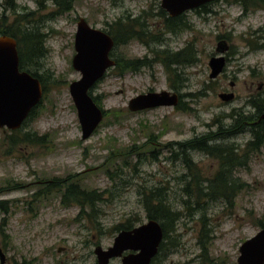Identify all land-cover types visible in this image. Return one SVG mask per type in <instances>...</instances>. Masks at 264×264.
<instances>
[{
    "label": "rangeland",
    "instance_id": "obj_1",
    "mask_svg": "<svg viewBox=\"0 0 264 264\" xmlns=\"http://www.w3.org/2000/svg\"><path fill=\"white\" fill-rule=\"evenodd\" d=\"M68 2L70 9L58 13L59 6L50 0H0L1 23L2 16L9 24L20 15L24 27L37 26L45 34V52L32 67L42 78L43 96L20 130L46 139L41 144L11 145L12 131L0 127V247L6 255L4 264H97L94 248L112 244L117 224L130 220L137 226L147 221L141 194L152 187L165 188L180 217L151 264L236 263L240 244L260 229L258 221L264 222V144L244 167L234 171L233 179L243 186L232 205L220 199H201L198 205L194 198L188 205L184 202L187 196L182 188L191 180L189 175L198 173L201 179H208L218 170V161L191 150L189 159L197 170H188L179 147L195 137L218 135L212 143L241 149L251 138L249 129H233L231 135L226 132L243 127L244 115L253 118L243 120L244 126L260 123L254 105L263 108L260 114L264 115V7L243 11L239 5L220 1L211 5L212 12L191 15L192 31H170L160 15L155 17L160 0ZM145 14L148 34L139 33L146 27L135 23L132 32L140 40L130 39L111 50L116 65L117 61H137L136 70L120 73V67H111L94 85L91 94L104 117L93 133L82 139L68 88L81 77L72 67L76 22L83 17L90 25L109 30L117 21L127 22L130 15ZM218 36L228 37L232 55L223 71L210 79L208 60L220 55L216 51ZM189 42L196 60L167 67L168 54ZM161 90L178 93L179 107L128 109V101L135 95ZM230 91L233 99L218 97L220 92ZM146 143L160 152L157 160H143L150 153L144 150H148L146 146L125 157L128 165H123L120 150H135ZM69 177L88 190L104 192L96 218L79 217V207L63 206L57 192L39 202L33 197L42 182H62ZM110 264L122 263L114 258Z\"/></svg>",
    "mask_w": 264,
    "mask_h": 264
},
{
    "label": "water",
    "instance_id": "obj_2",
    "mask_svg": "<svg viewBox=\"0 0 264 264\" xmlns=\"http://www.w3.org/2000/svg\"><path fill=\"white\" fill-rule=\"evenodd\" d=\"M209 0H161V6L170 15H176ZM113 38L105 31L90 27L83 17L76 23L72 67L81 77L69 83V93L77 111L82 139L88 138L100 124L104 111L96 103L91 89L114 67L110 56L114 47ZM225 43L219 42L217 51L222 52ZM223 46V47H222ZM225 57L220 54L208 60L209 78H216L223 70ZM43 96V87L37 77L22 70L19 65L18 44L7 34H0V127L18 129L37 106ZM223 101L233 99L234 93L220 92ZM179 94L174 91H147L130 98L128 109L141 111L161 106H177ZM163 230L157 220L149 219L130 229L120 230L107 249L100 245L94 248L98 264H107L109 258L121 257L122 264H151L159 250ZM124 251H129L123 254ZM1 262L5 255L0 249ZM234 264H264V227L239 246V255Z\"/></svg>",
    "mask_w": 264,
    "mask_h": 264
},
{
    "label": "trees",
    "instance_id": "obj_3",
    "mask_svg": "<svg viewBox=\"0 0 264 264\" xmlns=\"http://www.w3.org/2000/svg\"><path fill=\"white\" fill-rule=\"evenodd\" d=\"M50 1L53 2V4L59 6L58 13L65 12L71 7V3H67V0ZM19 18L24 19V16L19 15ZM19 18L16 17L14 21L10 22L9 24H6V18L2 16L3 23L0 22V34L11 35L16 39L18 44L20 68L34 75L39 79L40 82H42V78L38 76V73L32 67L33 65H36V60H39L45 52V48L43 46L45 34H43L37 28V26L34 28L30 26H28V28L24 27L20 23L21 20H19ZM129 22L130 20L122 24L121 21H117L113 24L110 33L113 37L115 46L119 44H124L128 40H130L131 37H133L132 34H127V31L129 29ZM186 50L187 49H183L178 54H168V56H171V58L166 61L167 67H169L171 64L178 65L185 64L187 63V61L190 63L195 61V58L190 59L189 56L184 55V52ZM139 62H141L142 65H146V63H144L143 61ZM136 63L138 62L135 61L129 63L127 61H124V64H120V62L117 61L118 65L115 64L114 66L116 68L120 67L119 72L121 73L124 69L128 68H133L136 70ZM173 88L176 90L178 89V87L175 86H173ZM36 107H34L30 111L28 117L24 120L20 127H23L25 124H27V121L33 115ZM177 107H179V105ZM254 109L256 111V114H254V116L257 115L256 119L258 118L260 123L252 125L251 127H247L248 125L244 126L243 120L245 122H247L248 120H253L250 115H244L241 119L243 127L232 128L228 132H226L227 135H231L234 132L233 129H240L241 131L247 129L250 130L251 138L244 144L243 148L241 149H239L240 147H238V145L236 146L233 144L212 143L218 135L213 138H209V136L195 137L190 139L189 141L180 144V154L182 155V158L185 159L183 163H185L186 166H184L188 170H197V165L192 163L189 159L188 152L191 150L206 154L207 156L215 158L218 161V170L212 177L208 179H201L198 173L189 175L191 180L189 182H186L184 187L182 188L183 194L187 196V200H184L187 205L189 203V200L192 198H194V202H196L197 205L199 204V201L201 199L207 201H216L220 199L226 201L229 205H232L236 193L243 186V183H237L233 179L234 171L239 167H244L247 164L250 156L253 153H256L259 148L264 144V118L260 114V112L263 111V108L254 105ZM20 127L18 129L11 130L12 134L9 136L11 145H16L18 143H24L27 145L44 143L46 136L37 135V133L29 130H20ZM146 146L148 150H146ZM140 149H144L145 151L150 152L149 156L147 157L145 155L143 160L145 158H149L150 160H157L160 156V152H156L154 150L153 145L151 146L149 143H146L141 146H138L135 150H129L125 152L124 150H120L121 154L124 157L123 165H128L125 162V157L128 158V156L132 155V152L140 151ZM193 184L195 185V187L193 186ZM38 186L40 189L33 194V197L37 202L45 199L47 196L52 194V192H57L59 194L60 203L63 206L75 205L79 207L78 216L82 218H96L97 213L100 212V209L98 208L97 204L101 203L104 199V192L88 190L84 188L79 181L73 179L72 177L66 178L62 182L45 181ZM163 189L165 188L152 187L151 189L146 191V193L143 192V194H141L143 197L142 205L147 214V218L157 220L163 228L164 240L160 245L158 253L152 259V262L163 250V246L168 241V236L170 232L174 230V224L180 217V213L172 207L170 201L168 200V195ZM0 206H2L1 203ZM3 221H6V219H3ZM257 224L260 228L264 227V222L262 221H258ZM131 227H133V223L130 220H127L126 222L117 224L115 229L116 231H119L121 229H130ZM2 232L4 233V231Z\"/></svg>",
    "mask_w": 264,
    "mask_h": 264
},
{
    "label": "flooded vegetation",
    "instance_id": "obj_4",
    "mask_svg": "<svg viewBox=\"0 0 264 264\" xmlns=\"http://www.w3.org/2000/svg\"><path fill=\"white\" fill-rule=\"evenodd\" d=\"M220 1H223V2H225V3H227V4H236V5H239L240 7H242V9H243V11H251V10H253L254 8H256V7H258V6H260V7H264V0H209V1H207V2H204L203 4H199V5H197V6H195V7H193V8H189V9H186V10H184V11H182V12H180V13H178V14H176V15H170L169 13H168V11L165 9V8H163L162 6H161V0H160V3H159V6H157V9H158V14H155V17L157 16V15H160L161 17H162V22L163 23H166L167 24V26H168V28H169V30L171 31V30H176V31H182V30H184V31H186L187 29H189V30H193V23H192V21H191V19H190V17H191V15L193 14V15H198V14H202V13H209V12H212V9H211V5L213 4V3H217V2H220ZM246 13H248V12H246ZM246 13H244V14H246ZM144 17H146V19H147V15L145 14V15H140V16H138V17H132L131 15L129 16V18H128V20H130V22H129V29H128V31H127V34H132L133 35V37H131V39H133V38H136V39H139V37L138 36H136V34H134L133 32H132V28L131 27H133L134 25H141V26H143V24L145 25V27H146V29H143L144 30V32L143 31H141V32H139V33H141V34H148V30H147V25H148V23H147V21H146V19H143ZM86 21V20H85ZM144 21V22H143ZM146 21V22H145ZM87 22V21H86ZM77 23V22H76ZM136 23V24H135ZM146 23H147V25H146ZM87 24L90 26V27H92V28H98V27H96V26H93V25H90L88 22H87ZM131 25H133V26H131ZM113 27V26H112ZM144 27V26H143ZM98 29H101V28H98ZM111 27H110V29L109 30H107V29H101V30H103V31H105L106 33H108L111 37H112V35H111V33H110V31H111ZM76 31V30H75ZM224 36V35H223ZM223 36H218V38H219V40H218V42H217V45H218V43L219 42H221V41H223L225 44L223 45V46H225V47H223V51L222 52H219L220 54H222L224 57H225V64L227 63V62H230L229 60H230V56L232 55V52H230V45H229V43H228V37L226 36L225 38H223ZM221 37V38H220ZM113 38V37H112ZM264 38V37H263ZM140 40V39H139ZM244 41H246L247 42V45H248V47H250V49H252L251 48V46H249V41H247V40H244ZM190 43V42H189ZM187 44L186 45V47L185 48H183V49H187L185 52H184V55H186V56H189L190 57V59H196V52H195V49H194V47H193V45H192V43H190V44ZM255 46H256V44H255ZM191 47V48H190ZM183 49H180V50H178V51H175V52H173V54H178L180 51H182ZM216 49H217V46H216ZM217 51V50H216ZM172 53V52H171ZM219 55V54H218ZM212 56H217V55H212ZM212 56H210V58L212 57ZM209 58V59H210ZM187 60V59H186ZM192 62V61H191ZM194 62V61H193ZM192 62V63H193ZM178 63V62H177ZM192 63H190V62H188L187 61V63H185V64H192ZM184 64V65H185ZM225 66V65H224ZM210 69V68H209ZM224 69V68H223ZM223 71V70H222ZM230 86H234V82L233 81H230ZM262 117H263V115H262ZM147 220H149V219H147ZM134 227V226H133ZM132 228V227H131ZM122 230V229H121ZM162 230H163V228H162ZM120 231V230H119ZM119 231H117L116 232V234L119 232ZM115 234V235H116ZM163 237H164V235H163ZM163 237H162V240H161V242H160V244H159V248H160V245H161V243L163 242ZM113 243V242H112ZM112 245V244H111ZM110 245V246H111ZM97 246V245H96ZM101 246V245H100ZM102 247V246H101ZM109 247V246H108ZM108 247H106V248H103V249H107ZM0 249H1V251H2V253L5 255V253H4V251H3V248L2 247H0ZM127 253H129V251H124L123 252V254L122 255H124V254H127ZM95 254V253H94ZM96 256V255H95ZM114 258H120V261H121V257H113V258H109L108 259V263L107 264H110V261L112 260V259H114ZM96 261H97V257H96ZM6 262V255H5V259H4V261L3 262H1V259H0V264H4ZM151 262H152V260H151ZM97 264H98V262H97Z\"/></svg>",
    "mask_w": 264,
    "mask_h": 264
}]
</instances>
